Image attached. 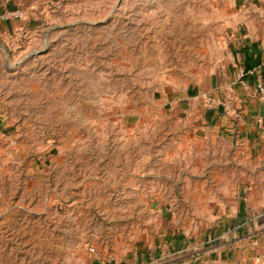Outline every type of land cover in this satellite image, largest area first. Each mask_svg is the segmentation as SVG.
Returning <instances> with one entry per match:
<instances>
[{
  "label": "rangeland",
  "instance_id": "374dc122",
  "mask_svg": "<svg viewBox=\"0 0 264 264\" xmlns=\"http://www.w3.org/2000/svg\"><path fill=\"white\" fill-rule=\"evenodd\" d=\"M233 3L0 0V264H156L190 219L212 244L190 187L242 164L194 137L188 105L226 61Z\"/></svg>",
  "mask_w": 264,
  "mask_h": 264
},
{
  "label": "crops",
  "instance_id": "0c3cea01",
  "mask_svg": "<svg viewBox=\"0 0 264 264\" xmlns=\"http://www.w3.org/2000/svg\"><path fill=\"white\" fill-rule=\"evenodd\" d=\"M232 16L226 61L211 88L188 107L198 141L225 149L236 134L234 155L242 171H215L216 187H190L187 203L196 209L202 200L206 217L218 226L212 244L204 248L203 241L188 239L198 231L190 219L163 231L172 247L163 246L153 255L156 264H264V102L256 92L258 83L264 85V0H234ZM252 70L254 74L240 78L241 72ZM223 100L232 101L231 112L220 104ZM241 182L244 186L238 187Z\"/></svg>",
  "mask_w": 264,
  "mask_h": 264
},
{
  "label": "built area",
  "instance_id": "2783aa9c",
  "mask_svg": "<svg viewBox=\"0 0 264 264\" xmlns=\"http://www.w3.org/2000/svg\"><path fill=\"white\" fill-rule=\"evenodd\" d=\"M24 17V12L21 10H14V11H9L7 12L3 18H6V20L8 19H22ZM254 74V70L249 71V72H241L240 73V78L243 79L248 75H252ZM256 92L260 97V100L262 102H264V85L261 83H258L256 85ZM220 104L223 105V107L227 110V111H232L233 110V104L232 101L227 100V101H221ZM91 252H95L94 248H91Z\"/></svg>",
  "mask_w": 264,
  "mask_h": 264
},
{
  "label": "water",
  "instance_id": "95a60500",
  "mask_svg": "<svg viewBox=\"0 0 264 264\" xmlns=\"http://www.w3.org/2000/svg\"><path fill=\"white\" fill-rule=\"evenodd\" d=\"M233 146H234V148L237 147V143H236V134H234V142H233Z\"/></svg>",
  "mask_w": 264,
  "mask_h": 264
}]
</instances>
